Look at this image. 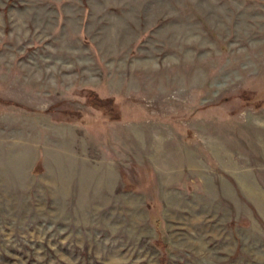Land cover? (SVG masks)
Listing matches in <instances>:
<instances>
[{
  "label": "rangeland",
  "instance_id": "rangeland-1",
  "mask_svg": "<svg viewBox=\"0 0 264 264\" xmlns=\"http://www.w3.org/2000/svg\"><path fill=\"white\" fill-rule=\"evenodd\" d=\"M0 264H264V0H0Z\"/></svg>",
  "mask_w": 264,
  "mask_h": 264
},
{
  "label": "crops",
  "instance_id": "crops-1",
  "mask_svg": "<svg viewBox=\"0 0 264 264\" xmlns=\"http://www.w3.org/2000/svg\"><path fill=\"white\" fill-rule=\"evenodd\" d=\"M227 186H228V185H226V187H227ZM226 187H225V189L221 190L222 193L227 194V193L229 192V191H228V188H226ZM208 193H210V192L208 191ZM208 193H207V194H208Z\"/></svg>",
  "mask_w": 264,
  "mask_h": 264
}]
</instances>
